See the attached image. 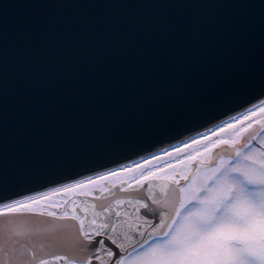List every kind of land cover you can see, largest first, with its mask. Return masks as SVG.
Wrapping results in <instances>:
<instances>
[{
  "label": "snow or ice",
  "instance_id": "obj_1",
  "mask_svg": "<svg viewBox=\"0 0 264 264\" xmlns=\"http://www.w3.org/2000/svg\"><path fill=\"white\" fill-rule=\"evenodd\" d=\"M240 94L257 99L246 124L12 198L21 174L39 179L108 145L190 131ZM256 112L264 118V0L0 3V264H264ZM120 173L129 181L111 184ZM97 191V201L45 207L58 193ZM26 213L55 221L28 227Z\"/></svg>",
  "mask_w": 264,
  "mask_h": 264
},
{
  "label": "water",
  "instance_id": "obj_2",
  "mask_svg": "<svg viewBox=\"0 0 264 264\" xmlns=\"http://www.w3.org/2000/svg\"><path fill=\"white\" fill-rule=\"evenodd\" d=\"M107 3V2H123L131 3L136 0H0V3H8L10 5H23L28 3ZM29 10L24 8H12L10 13L14 16H23ZM55 12V9L48 10ZM73 12L81 10L73 9ZM257 102V99H250L245 94H240L236 98L227 102L221 110L223 114H219L216 110L208 113L205 120H198L195 122L196 126L191 127L190 131H183L182 127L177 128L174 133L156 132L150 138L144 136H137L131 144L126 141H121L118 144L105 146L103 149L90 151L82 156H79L75 161L67 167V170L58 173L52 168L42 169L39 173V179H33L30 173L21 174L18 180V188L16 196L12 198H19L21 196H29L46 189L56 187L70 182L74 179H80L116 166L123 165L127 162L144 157L146 154L154 153L161 150L172 143L201 130L219 120L239 112L250 105ZM2 202V201H0ZM21 222L28 227H44L53 224L55 218L51 216H38L35 213H26L20 218ZM23 240V238H21ZM33 242L39 246L44 244L45 248L49 247L47 240L41 235H35Z\"/></svg>",
  "mask_w": 264,
  "mask_h": 264
},
{
  "label": "flooded vegetation",
  "instance_id": "obj_3",
  "mask_svg": "<svg viewBox=\"0 0 264 264\" xmlns=\"http://www.w3.org/2000/svg\"><path fill=\"white\" fill-rule=\"evenodd\" d=\"M247 109H248V107H247ZM244 110H246V108L243 109V110H241V111H239V112H236V113H234V114H231V115H229V116H227V117H225V118L219 120L218 122H215V123H213V124H211V125H209V126L203 128V129H201V130H198V131H196V132H194V133H192V134H190V135H188V136H186V137L194 136L196 133H201V134H203V133L205 132L206 129H207L208 131H214L215 127H219V126H221L222 122H230L231 120H235L234 118L236 117V115H237V114H240V112H242V111H244ZM246 123H248V121L241 122V124H246ZM253 128L257 129V131H261V126H258V125H256V124H253ZM237 131H239V126L237 127ZM253 135H255V133H253ZM186 137H184V138H182V139H180V140H178V141L172 143L171 145H169V146H167V147H165V148H163V149H161V150H168V149H170L171 146H176L178 142H183L184 139H185ZM189 148H190V149H191V148H195L196 150H199V146L189 145ZM181 151H183V149H181ZM173 155H175V153H173ZM142 158H143V157H142ZM140 159H141V158L136 159V160H133V161H130V162H127V163H125V164H123V165H126V164L131 163V162H137V161H139ZM166 159H168V158H167V157H163V156L160 158L161 161L166 160ZM123 165H120V166H123ZM120 166H116V167H113V168H110V169H107V170H104V171H109V170L115 169V168L120 167ZM104 171H101V172H98V173H95V174H92V175H89V176H86V177H83V178H80V179L89 178V177H92V176H94V175H96V174H100V173H102V172H104ZM165 171L167 172V170H165ZM109 180H110L111 184H117V185H118L119 182H127V181H129V175H128V174H124V173H120V174H118V175L115 177V179L109 178ZM68 183H69V182H68ZM107 186H109V185H108V184H98V188H99V187H107ZM90 190H91V189H88V188L85 189V191H90ZM157 190H158V189H157ZM114 191H115V189H114ZM104 195H107V193H105ZM63 196H64V198H63L62 200L67 199V200L71 201L72 199H74V200H76V202L79 204V203L81 202L82 199H83L85 202H88V201H97V198L99 197V192L97 191L96 195L93 196V197H79V196H75V195H73V194H71V193H70V194H63ZM109 199H111V198H109ZM62 200H61V201H62ZM51 209H52V206H50L49 210H51Z\"/></svg>",
  "mask_w": 264,
  "mask_h": 264
},
{
  "label": "rangeland",
  "instance_id": "obj_4",
  "mask_svg": "<svg viewBox=\"0 0 264 264\" xmlns=\"http://www.w3.org/2000/svg\"><path fill=\"white\" fill-rule=\"evenodd\" d=\"M256 103H257V102H256ZM256 103H254V104H256ZM252 105H253V104H252ZM252 105H250V106L248 107V109L246 108V110L240 112V114H237L236 117H235L234 119H235V120H237V119H241V117L247 115V111H249V110L254 111V110L252 109V107H251ZM255 118H256V119H264V118L261 117V115H260L259 112H256ZM251 119H252V117H249L248 122H250ZM241 122H245V121L241 119ZM261 139H264V135L261 136ZM65 184H66V183H65ZM62 185H63V184H62ZM59 186H60V185H59ZM59 186H56V187H59ZM56 187H52V188H56ZM49 189H50V188H49ZM49 189H46V190L41 191V192H38V193H42V194L47 195ZM36 194H37V193H36ZM36 194H32V195H36ZM29 196H31V195H29ZM63 198H64L63 193H58V194L55 195V196H51V197L49 198L47 204L45 205V207L50 208V206H53V205H55L56 203H60L61 200H62Z\"/></svg>",
  "mask_w": 264,
  "mask_h": 264
}]
</instances>
